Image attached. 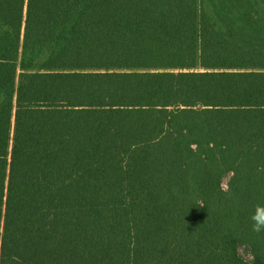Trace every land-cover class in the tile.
I'll use <instances>...</instances> for the list:
<instances>
[{
  "label": "trees",
  "instance_id": "trees-1",
  "mask_svg": "<svg viewBox=\"0 0 264 264\" xmlns=\"http://www.w3.org/2000/svg\"><path fill=\"white\" fill-rule=\"evenodd\" d=\"M257 204L264 0H0V264H264Z\"/></svg>",
  "mask_w": 264,
  "mask_h": 264
},
{
  "label": "clouds",
  "instance_id": "clouds-1",
  "mask_svg": "<svg viewBox=\"0 0 264 264\" xmlns=\"http://www.w3.org/2000/svg\"><path fill=\"white\" fill-rule=\"evenodd\" d=\"M252 231L260 234L264 232V204L254 206V211L250 217Z\"/></svg>",
  "mask_w": 264,
  "mask_h": 264
},
{
  "label": "rangeland",
  "instance_id": "rangeland-1",
  "mask_svg": "<svg viewBox=\"0 0 264 264\" xmlns=\"http://www.w3.org/2000/svg\"><path fill=\"white\" fill-rule=\"evenodd\" d=\"M226 182H227V179H224L223 182H222V187H223L224 189H225V187H226ZM239 254H240V256H241L244 260H246V261L251 260V256H250V254H249V251H248L245 247H241V248L239 249Z\"/></svg>",
  "mask_w": 264,
  "mask_h": 264
}]
</instances>
